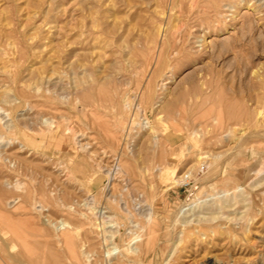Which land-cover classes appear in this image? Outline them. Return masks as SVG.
<instances>
[{"label": "rangeland", "instance_id": "rangeland-1", "mask_svg": "<svg viewBox=\"0 0 264 264\" xmlns=\"http://www.w3.org/2000/svg\"><path fill=\"white\" fill-rule=\"evenodd\" d=\"M0 238L264 264V0H0Z\"/></svg>", "mask_w": 264, "mask_h": 264}, {"label": "bare ground", "instance_id": "bare-ground-1", "mask_svg": "<svg viewBox=\"0 0 264 264\" xmlns=\"http://www.w3.org/2000/svg\"><path fill=\"white\" fill-rule=\"evenodd\" d=\"M5 31V30H4ZM24 50H22V52H23ZM27 52V51H26ZM23 59V58H22ZM149 85V84H148ZM147 85V86H148ZM31 92V91H30ZM153 93V92H152ZM26 95H27V89H26ZM147 95V94H146ZM29 96V95H28ZM150 96V95H149ZM258 112V111H257ZM262 112V113H261ZM261 112H259L258 114H257V116H256V121H257V119H262L263 118V111H261ZM242 113V112H241ZM237 115V114H236ZM241 117V116H240ZM239 117V118H240ZM258 117V118H257ZM242 118V117H241ZM262 121H263V119H262ZM256 125H258V124H256ZM226 127V126H225ZM222 136V135H221ZM110 139V138H109ZM253 149V148H252ZM201 159V158H200ZM200 159H198L199 161H200ZM205 159V158H204ZM202 160V159H201ZM126 164V163H125ZM127 165H128V163H127ZM227 166V165H226ZM228 167V166H227ZM123 168V167H122ZM229 172V171H228ZM222 173H224V172H222ZM226 173V172H225ZM224 173V174H225ZM172 174V173H171ZM189 174V173H188ZM223 174V175H224ZM222 175V176H223ZM226 175V174H225ZM188 178V177H187ZM224 178V177H223ZM95 179V178H94ZM133 179V178H132ZM184 179H185V175H183L182 177H179L177 180H175V184H177L178 182H180V183H178V184H182L183 182H184ZM96 180V179H95ZM90 181V180H89ZM93 183H94V180H93ZM95 183H96V181H95ZM112 186V185H111ZM94 198V197H93ZM92 199V198H91ZM190 200V199H189ZM193 200V199H192ZM14 201V200H13ZM13 201H11V203L13 204L14 202ZM17 201V200H16ZM90 201V200H89ZM88 201V202H89ZM91 201H93V200H91ZM196 201V200H195ZM8 202H10V201H8ZM85 202H87V199H86V201ZM16 203V202H15ZM8 204V203H7ZM17 204V203H16ZM86 204H89V203H86ZM93 204V203H92ZM9 205H10V203H9ZM191 205V204H190ZM37 207V206H36ZM92 209V208H91ZM190 209V208H189ZM41 210V209H40ZM71 211H72V208H71ZM41 213V212H40ZM101 214H102V211L100 212ZM99 214V213H98ZM104 214V213H103ZM102 221V220H101ZM103 222V221H102ZM97 224V223H96ZM103 224V223H102ZM64 227H62V228H64V229H71L68 225H63ZM99 228H100V230L102 229V227H101V224L100 225H97ZM59 227H61V226H59ZM97 227V228H98ZM20 228V227H19ZM98 230V229H97ZM69 231V230H68ZM102 231V230H101ZM64 235V234H63ZM135 240L136 239H133V241L135 242ZM147 240V239H146ZM11 242V241H10ZM10 242H8V240H6L5 238H0V252H2L3 253V255L5 256V254L4 253H6V256H5V258L4 259H0L1 261H2V263L3 264H11L10 263V261L12 260V262L14 261L13 259V257H15L12 253L13 252H15V249H16V247H14V246H12V244L10 243ZM34 243V242H33ZM36 243V242H35ZM132 243V242H131ZM145 243V242H144ZM148 243H149V241H148ZM37 244V243H36ZM133 244V243H132ZM42 245V244H41ZM114 245V244H113ZM145 244H143V246H144ZM40 246V245H39ZM44 246V245H43ZM43 246H40L41 248H42V251L44 252V250H45V248L43 247ZM142 246V245H141ZM147 246H148V244H147ZM46 247V250L45 251H47V253L45 252V254H46V256H48V257H50L49 256V254L51 253L50 252V250L49 249H47V245L45 246ZM145 247V246H144ZM40 248V249H41ZM44 249V250H43ZM139 249H141V248H138V250ZM143 249V248H142ZM48 250H49V254H48ZM133 251V253L135 254V253H137V250L136 249H132ZM143 251V250H142ZM12 254V255H11ZM15 254V253H14ZM20 254V253H19ZM42 253H39L38 254V256H40ZM44 254V253H43ZM128 254V253H127ZM138 255H139V253H137ZM30 255V254H29ZM115 255H118V257H122L123 256V251H122V249H117L115 246H113L112 248H110V250H109V252H108V254L106 255L107 257H110V256H115ZM141 255V254H140ZM139 255V256H140ZM42 256V255H41ZM51 256H52V254H51ZM18 258H19V256H17ZM47 257V258H48ZM1 258V257H0ZM36 258H37V255H36ZM40 258V257H39ZM47 258H45V260L47 259ZM51 258V257H50ZM28 259V258H27ZM31 259V258H30ZM44 259V258H43ZM33 260V259H32ZM39 260V259H38ZM38 260H35L36 261V263H34L33 261H32V263L33 264H40V261H44V260H41V258H40V261H39V263H38ZM47 260H49V259H47ZM30 261V260H29ZM119 261V260H118ZM15 262V261H14ZM49 262L51 263V259L49 260ZM31 263V264H32ZM42 263V262H41ZM47 263V262H46ZM49 263V264H50ZM54 263V262H53ZM26 264V263H25ZM43 264V263H42ZM119 264V263H118Z\"/></svg>", "mask_w": 264, "mask_h": 264}, {"label": "built area", "instance_id": "built-area-1", "mask_svg": "<svg viewBox=\"0 0 264 264\" xmlns=\"http://www.w3.org/2000/svg\"><path fill=\"white\" fill-rule=\"evenodd\" d=\"M185 180H188V178H187V177H185L184 181H185Z\"/></svg>", "mask_w": 264, "mask_h": 264}]
</instances>
